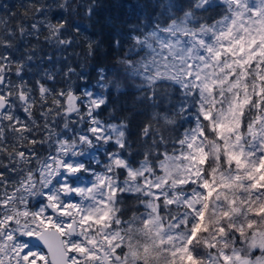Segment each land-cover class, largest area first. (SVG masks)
<instances>
[{
  "label": "snow or ice",
  "instance_id": "snow-or-ice-1",
  "mask_svg": "<svg viewBox=\"0 0 264 264\" xmlns=\"http://www.w3.org/2000/svg\"><path fill=\"white\" fill-rule=\"evenodd\" d=\"M127 7L0 4V264H264V0Z\"/></svg>",
  "mask_w": 264,
  "mask_h": 264
},
{
  "label": "trees",
  "instance_id": "trees-1",
  "mask_svg": "<svg viewBox=\"0 0 264 264\" xmlns=\"http://www.w3.org/2000/svg\"><path fill=\"white\" fill-rule=\"evenodd\" d=\"M26 2V0H0V4L2 3H9V4H18ZM76 2V0H74ZM87 2V0H86ZM138 2H143V0H95V3L100 6V13H101V21L102 23H106L109 19V17H116L119 16V20H113L112 23L115 25L116 28L125 30L126 24L124 21H127L129 19L128 13L131 11L127 5L135 4ZM123 4L125 5L124 8H118L115 7L116 5ZM13 11H22V9H15L13 8ZM73 19L80 20L83 23H87V21L83 20L82 16H76ZM93 32H100V26L98 25L95 29L92 30ZM113 31L110 27H105L103 29V36L98 38L105 39V44L103 45L101 52L97 56L96 59L87 60L85 61V52L84 48L85 46L81 44L80 47H74L72 49H69L66 53H64L65 56L71 57V61H76L81 64H86V71L90 72L93 76L95 75V72L92 69L93 65H97L99 67L104 68H111L113 70V74H115L118 65L116 63V58L118 56V52L114 48H110L107 40L111 38L110 33ZM81 40H83V36L80 37ZM43 47L44 53L48 55H56L59 56V53L54 52V50L46 45H41ZM92 83H95L93 80ZM134 102V93L132 91H129L126 95H120L118 97L113 96L110 100L108 108L104 109L101 114L102 119H108L109 118V110L113 108L114 106H119L123 104L129 105V109L127 111H117L116 116L123 117L126 115H129L132 112V104ZM140 119V117L136 116L133 118V131L135 132V124Z\"/></svg>",
  "mask_w": 264,
  "mask_h": 264
}]
</instances>
